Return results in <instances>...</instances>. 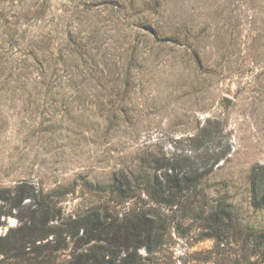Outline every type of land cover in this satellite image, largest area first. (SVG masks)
<instances>
[{
  "label": "rangeland",
  "instance_id": "rangeland-1",
  "mask_svg": "<svg viewBox=\"0 0 264 264\" xmlns=\"http://www.w3.org/2000/svg\"><path fill=\"white\" fill-rule=\"evenodd\" d=\"M122 172L139 187L131 198L111 191ZM256 173L264 0H0L1 189L27 183L62 219L100 205L116 226L162 220L150 264H264ZM183 175L176 205L147 195ZM2 222L1 236L19 225ZM66 244L46 264H69Z\"/></svg>",
  "mask_w": 264,
  "mask_h": 264
},
{
  "label": "trees",
  "instance_id": "trees-1",
  "mask_svg": "<svg viewBox=\"0 0 264 264\" xmlns=\"http://www.w3.org/2000/svg\"><path fill=\"white\" fill-rule=\"evenodd\" d=\"M260 175L256 173L253 178L252 202L255 208L264 210V176ZM179 176L164 185L150 187L148 184L147 195L157 203L176 205L180 195L190 188V177L183 175L180 179ZM115 183L111 191L122 198H131L132 188L139 189L132 186L131 179L123 172L116 176ZM27 199L35 202L25 205ZM100 208V205L91 206L77 212L75 217L62 219L57 203L49 195L37 192L35 187L21 183L14 190L0 188V226L6 224L2 222L3 217L13 216L19 222L5 236L0 235V254L12 259L23 256L26 264H46L45 258L50 259L70 238L75 251L69 264H150L149 255L163 242V221L137 213L128 225L118 227L102 218ZM14 210L19 212L13 214ZM52 221L59 223L51 225ZM50 237L53 238L50 240ZM256 244L257 248L262 246L264 255V233L258 236ZM140 248L147 250V257L138 253ZM120 249L125 250V256L119 254Z\"/></svg>",
  "mask_w": 264,
  "mask_h": 264
},
{
  "label": "water",
  "instance_id": "water-1",
  "mask_svg": "<svg viewBox=\"0 0 264 264\" xmlns=\"http://www.w3.org/2000/svg\"><path fill=\"white\" fill-rule=\"evenodd\" d=\"M224 102H226L227 104H230V100L228 98H225Z\"/></svg>",
  "mask_w": 264,
  "mask_h": 264
}]
</instances>
